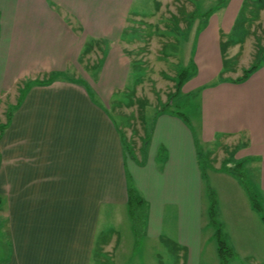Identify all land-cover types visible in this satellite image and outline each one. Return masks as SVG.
<instances>
[{
  "label": "crops",
  "instance_id": "0c3cea01",
  "mask_svg": "<svg viewBox=\"0 0 264 264\" xmlns=\"http://www.w3.org/2000/svg\"><path fill=\"white\" fill-rule=\"evenodd\" d=\"M242 1L228 0L221 24L206 22L196 32L195 75L183 88L200 97L201 144L246 136L234 162L258 169L264 194V62L241 84L224 75L218 81L220 33L228 36ZM131 5L0 0V128L6 126L0 130V218L9 248L0 264H102L107 254L110 264L124 261L123 209L131 234L126 239H134L128 182L144 202L142 238L172 245L180 264H202L205 251L211 256L215 250L203 233V181L190 127L169 113L153 116L147 147L131 158L108 113L107 102L129 75L119 43ZM93 41L107 45L88 80L75 74V65ZM46 80L20 94L26 83ZM230 177L239 213H249ZM232 217L239 225L241 216ZM250 219L253 228H262L252 214ZM240 226L250 228L244 219Z\"/></svg>",
  "mask_w": 264,
  "mask_h": 264
},
{
  "label": "rangeland",
  "instance_id": "374dc122",
  "mask_svg": "<svg viewBox=\"0 0 264 264\" xmlns=\"http://www.w3.org/2000/svg\"><path fill=\"white\" fill-rule=\"evenodd\" d=\"M218 1L132 0L119 43L120 52L129 64V75L126 87L113 92L107 102L108 113L127 144L139 156L142 140L145 134H148L149 127L152 126L153 116L175 93L172 104L178 105L176 111L182 114L185 123L197 139L196 151L204 192L203 233L210 234L211 248L214 250L215 247V252L211 251V256L205 251L202 264H218L214 236L218 225L221 227L222 240L234 252V258L227 264H264V222L260 219L264 217V194L258 188V169L254 166L251 169L247 163H244L240 173L243 182L256 195L259 212L251 208L244 188L236 180L247 206L250 205L251 213H244L242 208L239 213L240 196L237 190L230 185L229 173L221 170L224 161L231 155L234 161L235 153L246 145V136L241 134L239 137L218 138L209 145L201 144L198 141L197 130L200 109L199 94L189 93L187 87V89L182 87L180 93L175 91L178 71L194 65L196 29L200 25V17L210 9L214 10ZM224 1L226 5L228 0ZM194 11L198 18L188 28V16ZM225 12L226 10L222 8L215 10L207 22L220 25ZM247 29L248 36L243 43L237 46L227 45L222 52L221 58L227 62L226 71L228 72L224 74L225 77L241 76L242 71L253 61L257 40L264 46V8L259 12L258 17L252 18ZM226 35L220 33V41L225 45ZM106 45L100 41L87 44L85 51L89 49V52H85L87 54L84 53L79 58L75 65V74L82 73L88 80L92 79L93 73L101 64ZM20 94L24 96L23 89L20 90ZM12 109L13 107L10 106L9 113ZM211 206H213L212 214L209 213ZM234 208L235 213L232 212ZM234 214L241 216L238 218L239 225L244 219L250 224V228L245 227L244 232L243 226L233 225L236 222L232 217ZM251 214L263 229L253 228L254 222L250 219ZM122 217L123 227L119 231L123 234L125 259L118 264H180L178 259L180 254L176 253L175 248L170 244L163 242L165 245L163 247V245H158L157 241L154 243L142 237L137 238L135 234L133 241L126 239L131 234L124 209ZM229 224L235 230H231ZM261 230H263V239H261ZM6 235L7 232L0 218V259L4 258L9 251L5 242ZM104 257L102 264L112 263L111 255L107 254ZM96 258L98 260V256ZM98 262L101 264L100 261Z\"/></svg>",
  "mask_w": 264,
  "mask_h": 264
},
{
  "label": "trees",
  "instance_id": "16d2710c",
  "mask_svg": "<svg viewBox=\"0 0 264 264\" xmlns=\"http://www.w3.org/2000/svg\"><path fill=\"white\" fill-rule=\"evenodd\" d=\"M225 7V1L219 0L217 2V5L214 7L215 9H210L206 14L201 15L200 19V25L197 27L196 32H200V30L204 27L209 17L213 14L215 10H219L221 8ZM264 8V0H243L240 10L236 16L234 25L232 27V30L229 32L228 36L226 37L225 44H221L222 49L224 50L227 45H239L244 42L245 38L248 36V29L247 26L251 22L252 18L258 17L259 12ZM189 23L188 28L192 25V22L198 18L196 11L192 12L189 16ZM264 62V46L261 45L260 41L257 40L256 43V50L254 54V58L252 63L249 67L244 69L241 73V76L237 77L233 80H228L229 82L235 83V84H241L245 82L255 71L259 69L261 64ZM226 61L222 60V72L220 74V78L218 81H225L226 79L222 78V76L227 73L228 71L226 68ZM189 65L186 68H182L178 71L176 76V84H175V91L176 93H180L182 90V87L194 77L195 75V68ZM50 80L41 81V82H35L33 84L26 83L23 86L24 93L32 86H40V85H46L49 83ZM23 97V95H22ZM175 98V93L169 97L167 100V103L155 113V115L169 113L172 115L177 116L181 120L184 121L183 116L181 113L176 111L178 108V105H173V99ZM185 122V121H184ZM6 126L0 128V130L5 129ZM122 139V145L124 148V152L131 158L134 156L133 149L127 144L124 137L121 135ZM148 144V135L145 134L144 139L142 140V145L140 148V153L144 152L145 148ZM233 155L230 156L229 159H226L224 161V166L221 168L223 171H227L232 177H234L239 183L242 185V187L245 190V193L248 196V199L250 201L251 208L257 212H259V205L256 202V195L255 193L249 188L247 184H245L242 180V174L240 173V170L242 169V166L244 165V162H234L233 161ZM0 205H1V199H0ZM127 212L128 216L131 221L132 229L135 234V236L141 237L142 228L144 225L145 220V206L143 200L139 197L131 183L128 182L127 185ZM213 212V206L210 207L209 213L212 214ZM264 222V217L260 218ZM215 223V222H213ZM218 225V224H217ZM215 228V226H214ZM215 241H216V252H217V258H218V264H227L229 261H231L234 258V252L232 249L222 240V233H221V227L219 225L217 226L215 230Z\"/></svg>",
  "mask_w": 264,
  "mask_h": 264
}]
</instances>
